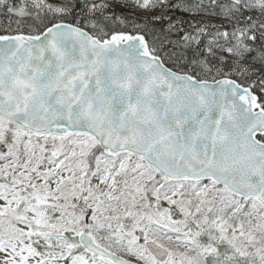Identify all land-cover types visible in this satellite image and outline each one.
<instances>
[{"label": "snow or ice", "instance_id": "1", "mask_svg": "<svg viewBox=\"0 0 264 264\" xmlns=\"http://www.w3.org/2000/svg\"><path fill=\"white\" fill-rule=\"evenodd\" d=\"M0 264H264V0H0Z\"/></svg>", "mask_w": 264, "mask_h": 264}]
</instances>
